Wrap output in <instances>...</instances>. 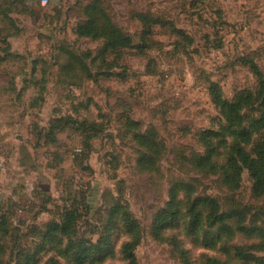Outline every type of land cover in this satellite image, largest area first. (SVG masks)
Here are the masks:
<instances>
[{
    "label": "rangeland",
    "instance_id": "1",
    "mask_svg": "<svg viewBox=\"0 0 264 264\" xmlns=\"http://www.w3.org/2000/svg\"><path fill=\"white\" fill-rule=\"evenodd\" d=\"M0 4V210L13 236L32 249L50 222L74 214L67 236L77 253L87 240L91 264H128L122 251L134 239L136 264H264V249L237 250L260 241L240 227H264V195L253 192L251 175L244 171L229 189L219 168L196 161L211 149L213 162L224 163L222 140L234 138L217 100L255 89L249 60L264 75V0ZM94 4L100 26L119 28L131 47L106 52V39L78 36ZM208 130L222 134L209 145ZM136 134L149 135L155 148L147 152ZM144 153L155 159L147 168L138 162ZM181 183L191 190L179 188L172 204ZM196 197L241 214L224 229L202 206L201 223L191 228ZM65 236L41 253V264H73L59 250Z\"/></svg>",
    "mask_w": 264,
    "mask_h": 264
},
{
    "label": "trees",
    "instance_id": "2",
    "mask_svg": "<svg viewBox=\"0 0 264 264\" xmlns=\"http://www.w3.org/2000/svg\"><path fill=\"white\" fill-rule=\"evenodd\" d=\"M97 9H99V7H97L96 4L88 5L86 7V11H88V14L86 15L87 20L77 25L76 33L78 36L106 39L104 48L106 52L131 47L132 38L129 35L124 34L119 28L114 27L111 24L100 26L101 17L95 12ZM5 60L6 57L0 56V63ZM249 61L253 66L252 72L257 80L255 89H245L240 91L232 101L217 100L227 121L224 131L232 130V136L234 138L229 144H227L228 141L225 140V137L222 140V144L225 148H228L224 163L219 165L213 162L214 155L211 149H209L208 153L198 156L196 161L199 166L214 172L219 168L220 172H222L224 183L229 189H236L240 184L244 171H247L253 179V192L258 196H262L264 195V75L253 61ZM212 91L214 94H220L217 85H213ZM218 95H215V97H219ZM61 121V117L53 120L50 131L54 132L57 130V127L59 126L58 123ZM91 124L92 123H88V125ZM216 135L222 134L214 130L204 131L203 136L206 144L209 145L210 141L215 138ZM135 139L138 140L139 144L143 146L147 152L155 148V142L149 135L136 134ZM82 155V151L78 152V156L82 157ZM138 162L142 164L144 168H147L148 165L151 164L150 166H152L154 164L155 159H153V155L144 153ZM182 187L191 190L190 185L184 183L176 184L175 193L171 197L172 204L178 198L177 192L179 188ZM202 206L208 212V219L211 220L212 217L215 218L214 225H217L216 223L219 221H224L222 225V228L224 229L230 228V225L226 222L228 219L237 216L238 212H236V210L222 212L220 211L218 202L213 198L196 197L190 209V213L196 214V221L192 222L191 228H197L200 225L202 210H200L199 207L203 209ZM238 214L240 215L241 213L238 212ZM7 217L8 215L0 210V264H41V259L39 258L41 253L48 252L51 248H56V246H49L54 245L56 241L57 243L61 241L63 242L64 240L61 236H67L69 234L68 229L73 221H75V215L71 214L70 217L63 222H50V225L46 226L48 228L40 234L39 243L35 242L34 247L31 249L20 241L19 235H12L9 229V224L7 223ZM126 226L129 231L136 227L134 222L128 217H126ZM239 230L250 235L256 234L260 241L248 247L241 246V248L237 249L238 251L242 252V249H251L254 251L264 249V227L252 226L251 229L247 230L244 227H240ZM18 231L21 230L19 229ZM21 234L23 236L25 232ZM67 237L68 240L65 243V248L59 249L61 254L73 264H91V248L86 247L88 243L87 240L81 239L79 245L82 247V250L77 253L74 252L77 245L69 239V236ZM9 240H11V246L8 245ZM135 245L136 239L127 242L123 248L122 252L124 258L129 260L128 264H136L137 262L133 252ZM7 255L11 261L6 263L4 262V258ZM248 258L254 259L251 256L244 257V259ZM256 261L260 262L258 258H256ZM46 264L58 263L54 259H49ZM207 264L222 263L216 258H209Z\"/></svg>",
    "mask_w": 264,
    "mask_h": 264
},
{
    "label": "built area",
    "instance_id": "3",
    "mask_svg": "<svg viewBox=\"0 0 264 264\" xmlns=\"http://www.w3.org/2000/svg\"><path fill=\"white\" fill-rule=\"evenodd\" d=\"M0 170H1V165H0Z\"/></svg>",
    "mask_w": 264,
    "mask_h": 264
}]
</instances>
